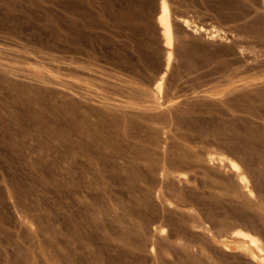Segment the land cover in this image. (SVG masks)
<instances>
[{
    "label": "rangeland",
    "instance_id": "374dc122",
    "mask_svg": "<svg viewBox=\"0 0 264 264\" xmlns=\"http://www.w3.org/2000/svg\"><path fill=\"white\" fill-rule=\"evenodd\" d=\"M159 3L0 0V264H264V7L168 0L161 110Z\"/></svg>",
    "mask_w": 264,
    "mask_h": 264
},
{
    "label": "bare ground",
    "instance_id": "6f19581e",
    "mask_svg": "<svg viewBox=\"0 0 264 264\" xmlns=\"http://www.w3.org/2000/svg\"><path fill=\"white\" fill-rule=\"evenodd\" d=\"M260 2L262 4V6L264 7V0H260ZM157 13L158 14H157V16L155 18V24L157 26V31L159 33V38H160V40L162 42V49H163L164 57L166 59V65L163 67V72H162L161 76L159 77V80L156 81L153 84V86L151 87L150 93L148 94V98L151 101V103L149 102L150 104H147V105L148 106L157 105L156 108H158V106L161 107V105L163 104V106H162L163 108H161V110H162V109H165L164 107H166V106H164L165 105L164 102H162L160 100V95H161L162 89L164 87L163 86L164 79L166 77L167 72L169 71V68H170V65H171V62H172V57H173V54H174L173 44H174V40H175L174 31H173V27H172L173 20H172V16H171L170 6H169V3H168V0H160L159 7L157 9ZM195 31H194L195 33L198 32V33H201V35L202 34L205 35L203 31H197V30H195ZM201 35H200V37H201ZM207 37H208V35L205 38H207ZM208 38H210V37H208ZM213 38H215V37H213ZM210 41H208V42H210ZM213 41L214 40H212L211 43H213ZM216 41H217V39H216ZM165 103H167V105L169 104V102H165ZM200 157H203V158H200V159H202V163L203 164L213 168L214 170H216L219 173H222V174H225V175L229 174L231 176L233 181L236 183L237 190H238L239 194H241V196L244 198L243 201H246L245 203H248V206L249 205H258V203H259L258 199H256V197L254 195V187H256V186H254V185L252 186L250 184L249 179L247 178V175H245L244 171L241 170L240 165L238 164V162H236L235 160H233L231 158L227 159L225 157L217 158L218 160L216 161V159L213 156L209 155V154H206L205 156H200ZM173 180L181 182V181H187L188 179L184 175L178 174V175L173 176ZM225 192H227V191H225ZM155 200H158V198L155 197ZM263 203H264V201L262 200L261 201V205ZM33 224H38L39 225L41 223L39 221L35 220V219H32L30 221H26L25 222L26 228L31 234H34ZM192 229L196 230V225H193ZM154 236L156 238H158L159 240L160 239H165L164 233H163V231L160 228L154 229ZM236 238H237V236H236ZM234 239H235V237H234ZM240 239H242V238H240ZM252 240L255 241V242L258 241V239H256V238H253ZM178 243L180 244V242H178ZM151 244H152V247L149 248L148 250H149L150 257L152 258L153 255L155 254L154 253V251H155L154 247H155V244H156L153 239H152V243ZM184 247H186V246H184ZM40 249L41 250H39V252L43 256H45V254L49 253V251H47V249L44 248V247L40 248ZM162 251H163V253H168L169 249L165 247L164 249H162ZM248 253H249V251H248ZM248 253L245 252V251L241 252V255H243L242 258L245 259V260H248L250 258L252 259V257ZM57 264H66V263H65V261H60ZM209 264H221V261L218 260V259H214L212 257H209Z\"/></svg>",
    "mask_w": 264,
    "mask_h": 264
}]
</instances>
